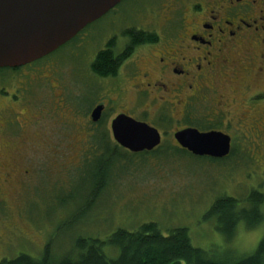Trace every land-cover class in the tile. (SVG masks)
I'll return each mask as SVG.
<instances>
[{
    "label": "rangeland",
    "instance_id": "374dc122",
    "mask_svg": "<svg viewBox=\"0 0 264 264\" xmlns=\"http://www.w3.org/2000/svg\"><path fill=\"white\" fill-rule=\"evenodd\" d=\"M190 1L179 3L185 6ZM177 20L170 27H177ZM104 22L101 18L88 24L75 39L46 58L18 71H0L1 95L16 90L32 103L31 109L46 101V109L54 114L48 104L50 92L37 81L38 77L50 76L59 83L53 96L61 93L58 99L66 106L63 116L59 111V115L43 117L38 124L23 128L24 141L14 152L10 143L20 139L22 129L11 134L14 139L5 132V143L0 134L1 172L13 173L3 187L4 201L0 200V260L18 254L39 258L47 244L51 261L74 257L79 239L105 242L118 228L130 232L150 222L164 236L170 229L186 228L191 245L205 251L213 261H232L252 254L264 237V223L246 229L240 222L234 237L227 241L217 230V216L207 212L224 196L238 199V208L246 206L251 191L264 198V145L256 146L234 131L230 155L213 160L178 150L172 143V132H168L154 152L130 153L114 147L109 128L120 107L106 109L100 125L88 128V137L83 132L85 115L105 85L87 70L108 33ZM4 101H0V108L10 107ZM22 101H14L11 110L22 108ZM132 115L136 119L142 116ZM204 115L210 114L192 108L182 125H202ZM0 116L4 120V109ZM176 118L179 115H173L167 130L179 125ZM98 131L105 132L110 141L98 144ZM46 144L58 147L61 155L56 160H43L52 158L45 154ZM69 145L73 151L66 149L64 154ZM26 167L28 174L23 171ZM260 210L264 213V199ZM102 250L111 257L118 253L105 245Z\"/></svg>",
    "mask_w": 264,
    "mask_h": 264
},
{
    "label": "flooded vegetation",
    "instance_id": "af4514ba",
    "mask_svg": "<svg viewBox=\"0 0 264 264\" xmlns=\"http://www.w3.org/2000/svg\"><path fill=\"white\" fill-rule=\"evenodd\" d=\"M180 1L121 0L98 18L104 19L103 29L108 33L97 51L107 49L118 61L113 73L97 74L92 69L95 53L87 67L88 73L105 85L101 97L85 115L83 132L88 137V128L100 125L106 109L120 107L110 119L109 128L113 118L124 114L158 131L159 144L144 153L159 148L165 133L172 132L173 137L176 131L186 127L227 134L229 154L234 131L256 146L264 145V0H191L185 6ZM176 18L177 27H170ZM77 34L72 39L80 33ZM38 78L44 90L50 92L48 104L54 114L46 109V101L34 110L32 103L20 97L16 90L0 94V101L5 100L10 106L0 108V113L5 110L4 120L0 116L2 141L5 143V132L12 138L11 134L22 129L18 141L13 140L15 137L9 139L15 141L10 143L14 144L12 152L24 141L23 128L38 124L43 117L59 115V111L63 116L66 110L63 99H58L61 93L53 96V89L59 88L56 78ZM22 99V108L12 111L13 102ZM98 105L102 110L99 119L93 122L90 114ZM192 108L210 114L201 120L207 125H182L183 117ZM134 112L142 115L141 119L133 117ZM150 113L149 119L144 118ZM173 115H179L174 119L179 125L167 130ZM83 142H88V138ZM172 143L183 149L174 138ZM46 146L49 147H44L45 154L52 158L44 161L56 160L61 155L57 146ZM71 148L66 146L63 153L66 154V149L73 151ZM2 169L0 161V200L4 201L3 187L13 173H2ZM23 171L30 173L27 167Z\"/></svg>",
    "mask_w": 264,
    "mask_h": 264
},
{
    "label": "water",
    "instance_id": "95a60500",
    "mask_svg": "<svg viewBox=\"0 0 264 264\" xmlns=\"http://www.w3.org/2000/svg\"><path fill=\"white\" fill-rule=\"evenodd\" d=\"M121 0H0V68H15L41 59L71 40ZM102 106L91 114L99 119ZM113 140L132 153L150 151L160 142L158 131L124 114L111 120ZM178 145L195 156L223 158L230 137L220 131H176Z\"/></svg>",
    "mask_w": 264,
    "mask_h": 264
},
{
    "label": "trees",
    "instance_id": "16d2710c",
    "mask_svg": "<svg viewBox=\"0 0 264 264\" xmlns=\"http://www.w3.org/2000/svg\"><path fill=\"white\" fill-rule=\"evenodd\" d=\"M117 61L112 58L109 50H99L95 54L92 69L100 75L113 73ZM19 69L20 67H6L0 68V71L14 72ZM96 140L101 143L110 141L102 131H98ZM114 147H117L115 143ZM178 150L187 152L183 149ZM263 199L261 193L251 191L246 206L238 208V199L220 197L211 204L207 215L217 216V230L228 241L234 237L238 223L242 222L246 229H253L264 223V213L260 210ZM104 245L114 248L118 252L117 256L107 255L102 250ZM76 247L77 256L74 257L66 256L51 261L47 244L39 258L18 254L15 258L0 260V264H264V237L259 241L255 251L248 256L235 257L232 261H213L208 258L205 251L191 245L186 228L170 229L164 236L152 222L142 224L130 232L118 228L105 242L98 239H79Z\"/></svg>",
    "mask_w": 264,
    "mask_h": 264
}]
</instances>
